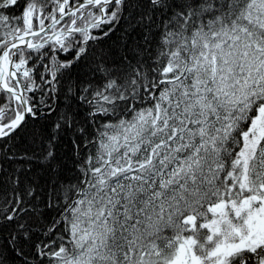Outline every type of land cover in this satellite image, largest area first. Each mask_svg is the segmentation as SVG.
<instances>
[{
  "label": "snow or ice",
  "instance_id": "snow-or-ice-1",
  "mask_svg": "<svg viewBox=\"0 0 264 264\" xmlns=\"http://www.w3.org/2000/svg\"><path fill=\"white\" fill-rule=\"evenodd\" d=\"M0 264H264V0H0Z\"/></svg>",
  "mask_w": 264,
  "mask_h": 264
}]
</instances>
